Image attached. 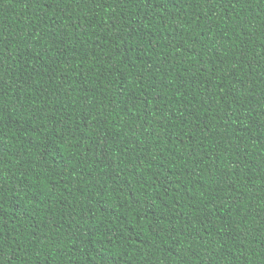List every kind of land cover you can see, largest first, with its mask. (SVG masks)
Here are the masks:
<instances>
[{
  "label": "trees",
  "instance_id": "trees-1",
  "mask_svg": "<svg viewBox=\"0 0 264 264\" xmlns=\"http://www.w3.org/2000/svg\"><path fill=\"white\" fill-rule=\"evenodd\" d=\"M0 264H264V0H0Z\"/></svg>",
  "mask_w": 264,
  "mask_h": 264
}]
</instances>
